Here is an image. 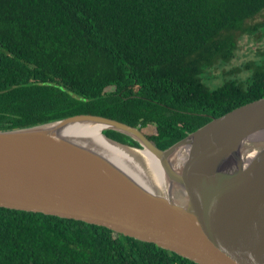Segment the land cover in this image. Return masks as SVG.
Masks as SVG:
<instances>
[{"label": "trees", "instance_id": "1", "mask_svg": "<svg viewBox=\"0 0 264 264\" xmlns=\"http://www.w3.org/2000/svg\"><path fill=\"white\" fill-rule=\"evenodd\" d=\"M261 16L264 0H0V130L98 114L167 148L264 96V49L242 82L203 79L241 34L264 28ZM0 264L199 263L105 226L0 207Z\"/></svg>", "mask_w": 264, "mask_h": 264}, {"label": "water", "instance_id": "2", "mask_svg": "<svg viewBox=\"0 0 264 264\" xmlns=\"http://www.w3.org/2000/svg\"><path fill=\"white\" fill-rule=\"evenodd\" d=\"M0 207L105 226L199 264H264V96L164 149L98 114L0 130Z\"/></svg>", "mask_w": 264, "mask_h": 264}, {"label": "rangeland", "instance_id": "3", "mask_svg": "<svg viewBox=\"0 0 264 264\" xmlns=\"http://www.w3.org/2000/svg\"><path fill=\"white\" fill-rule=\"evenodd\" d=\"M259 18L261 21H264V16ZM263 49V27H259L257 31H252L251 33L241 34L238 37V48L234 57L227 62L219 61L213 67L206 69L203 74L204 81L212 88L223 83L227 78L228 80L237 78L238 81H244L249 73L248 70L251 69L247 68V64L250 63L251 66H254L251 63L257 59L255 58L256 55H258L260 51H263ZM152 131H154L153 127H151L150 133Z\"/></svg>", "mask_w": 264, "mask_h": 264}, {"label": "bare ground", "instance_id": "4", "mask_svg": "<svg viewBox=\"0 0 264 264\" xmlns=\"http://www.w3.org/2000/svg\"><path fill=\"white\" fill-rule=\"evenodd\" d=\"M94 135H97L95 132H92L91 133V139H95V136ZM98 136V135H97Z\"/></svg>", "mask_w": 264, "mask_h": 264}, {"label": "flooded vegetation", "instance_id": "5", "mask_svg": "<svg viewBox=\"0 0 264 264\" xmlns=\"http://www.w3.org/2000/svg\"><path fill=\"white\" fill-rule=\"evenodd\" d=\"M142 130V129H141ZM154 131H156V129H154ZM144 132V131H143ZM147 136V135H146ZM148 137V136H147ZM135 141V140H134ZM136 142V141H135ZM135 145H138V144H135Z\"/></svg>", "mask_w": 264, "mask_h": 264}]
</instances>
